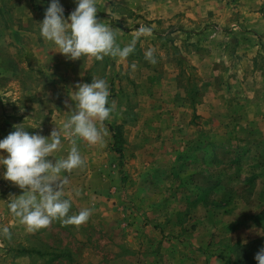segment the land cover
Wrapping results in <instances>:
<instances>
[{"label": "rangeland", "instance_id": "obj_1", "mask_svg": "<svg viewBox=\"0 0 264 264\" xmlns=\"http://www.w3.org/2000/svg\"><path fill=\"white\" fill-rule=\"evenodd\" d=\"M252 1L219 0L230 11L207 23L188 0H97L120 47L151 31L127 58L73 61L39 35L50 0H0V139L21 123L46 137L57 128L53 160L74 141L84 165L61 173L63 198L69 215L92 210L30 231L8 207L23 189L0 167V264H228L226 246L264 238V43H233L250 13L238 5ZM60 3L65 17L76 7ZM93 77L115 104L96 144L62 128L75 85Z\"/></svg>", "mask_w": 264, "mask_h": 264}, {"label": "clouds", "instance_id": "obj_2", "mask_svg": "<svg viewBox=\"0 0 264 264\" xmlns=\"http://www.w3.org/2000/svg\"><path fill=\"white\" fill-rule=\"evenodd\" d=\"M75 9L65 17V9L60 0H50L39 22V35L52 42L69 60H78L82 56H91L103 60L105 56L127 58L135 50L140 35L150 33V29L140 27L138 35L132 41L120 47L116 33L110 25L97 18V0H74ZM145 58L155 63L153 52L148 50ZM70 99L71 115L63 123V135L80 137L90 144L102 142L103 136L96 121L108 119L115 109L109 102V85L103 78L93 77L90 83H77ZM14 131L0 139V167L4 168L3 177L23 189V194L14 196L9 210L29 230L48 226L59 219L64 224L86 222L91 209L86 208L78 214L69 215L71 201L63 198V185L67 179H61V173L82 167L84 159L73 141V147L66 158L49 159L51 153L61 144V131L55 128L49 136L29 133L23 123L14 125ZM27 190V191H26ZM10 236L7 228L3 229ZM257 264H264V247L255 255Z\"/></svg>", "mask_w": 264, "mask_h": 264}, {"label": "crops", "instance_id": "obj_3", "mask_svg": "<svg viewBox=\"0 0 264 264\" xmlns=\"http://www.w3.org/2000/svg\"><path fill=\"white\" fill-rule=\"evenodd\" d=\"M219 0H188L187 3H185L184 8L189 10L190 6H191V11L195 10L200 11L201 12V16L199 19H201V21H206L207 23H211L213 22L214 18H219L220 14H224L226 15L230 9H227L226 6L222 7L221 5H219ZM252 2L256 3L253 5V9L250 8L249 6H240L238 5V10H247L248 13L247 18L244 20V28L245 30L243 32H237V36H235L234 38V44L236 43H247V42H251V41H256L257 43L262 42L264 43V0H253ZM199 4V8H197V4ZM196 7V9L193 8ZM225 8L227 10H225ZM252 11V12H251ZM197 12V13H200ZM242 12V11H241ZM196 13V14H197ZM197 16V15H196ZM212 16V17H210ZM246 17V16H245ZM224 18V17H222ZM194 19V18H193ZM203 19V20H202ZM218 23L222 24L225 22V20H216ZM215 21V23H216ZM203 27L206 26L205 24L202 25ZM247 28V29H246ZM252 31V32H251ZM250 33H253L252 35ZM262 48H264V46L262 45ZM260 74H263V71L260 72ZM35 89H37L38 91H42L43 89H45V87L40 84V85H35L34 86ZM41 93V92H40ZM45 94H40V100L41 104H43L42 102L44 101V96ZM26 105H29V103H27ZM74 106V104H73Z\"/></svg>", "mask_w": 264, "mask_h": 264}, {"label": "trees", "instance_id": "obj_4", "mask_svg": "<svg viewBox=\"0 0 264 264\" xmlns=\"http://www.w3.org/2000/svg\"><path fill=\"white\" fill-rule=\"evenodd\" d=\"M120 128H112L113 131H115V139L118 140L120 137H121V134L118 133L117 134V131L119 130ZM117 153L121 156V158L124 157V153L121 150H118ZM248 184V183H247ZM213 189H207L206 191L208 193L212 192ZM206 193V192H205ZM204 193V194H205ZM214 193H210L208 194L206 197L201 198V202L204 203V205H208L211 203V200H210V196L213 195ZM232 200H230L231 202ZM213 203H221V201H215ZM222 206V204L220 205ZM214 207V206H213ZM218 207V206H217ZM217 207H214V208H217ZM235 246H226V248L224 250H229V256H230V259L228 260V264L229 262H233V264H257L256 260L254 259L256 253L262 248L264 247V238H259V239H256V240H253V241H250L246 244H234ZM237 254V258L236 260H233L231 257L233 256V254Z\"/></svg>", "mask_w": 264, "mask_h": 264}]
</instances>
